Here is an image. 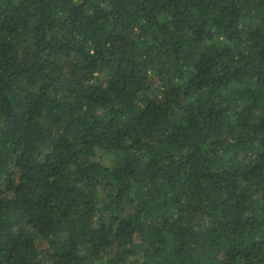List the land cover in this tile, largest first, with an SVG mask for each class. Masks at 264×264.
I'll list each match as a JSON object with an SVG mask.
<instances>
[{
	"label": "trees",
	"instance_id": "trees-1",
	"mask_svg": "<svg viewBox=\"0 0 264 264\" xmlns=\"http://www.w3.org/2000/svg\"><path fill=\"white\" fill-rule=\"evenodd\" d=\"M0 264H264V0H0Z\"/></svg>",
	"mask_w": 264,
	"mask_h": 264
}]
</instances>
